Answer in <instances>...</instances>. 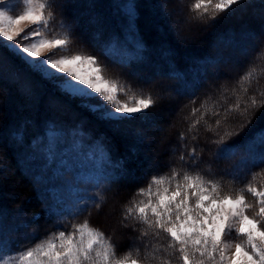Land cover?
<instances>
[{"label":"snow or ice","instance_id":"6c2138e0","mask_svg":"<svg viewBox=\"0 0 264 264\" xmlns=\"http://www.w3.org/2000/svg\"><path fill=\"white\" fill-rule=\"evenodd\" d=\"M20 2L0 0V49L3 50L0 59L6 55L19 60L27 78H39L70 98L78 99L82 108L117 130L134 120L147 121L151 115L149 109L156 106L157 100L163 102V94L154 98L141 91L138 95L132 85L107 76L106 50L102 49L99 55L70 51L77 36L65 10L74 6L73 0H22L24 8L17 11ZM243 6L245 0H194L190 12L196 15L185 22L194 21L198 27L212 26L210 22H217L220 14H234L242 11ZM120 7L126 11L128 28L138 34L134 27L138 4L129 0ZM92 22H96L95 17ZM25 24L31 31L25 29ZM57 24L62 30L59 33ZM96 35L98 38L99 33ZM135 50L134 59L120 67L146 60L147 47L142 37L137 39ZM253 59L264 60V46ZM252 67L249 63L244 78L250 76ZM219 88L225 90L224 85ZM202 108L204 103L194 108L192 115L201 112V118L208 116ZM261 110H264V90L250 92L245 88L232 104L213 107L214 119L210 123L205 120L203 128L211 134L207 139L218 146L217 161L229 160L243 149L245 158L237 171L247 169L251 179L242 178L238 187L224 191L217 180L204 173L201 165L208 162L201 159L196 147L182 152L179 168L170 165L167 172L152 175L146 187L137 189L121 211L120 232L132 237L126 250L120 249L112 236L94 227L87 218L75 223L85 213L90 215L93 208L102 206L100 195L90 193L128 174L124 161H113L108 145L99 140L100 162L97 164L96 154L91 153L88 159L92 168L87 174L68 167L61 168L60 175L51 173L52 194L53 190H66L57 192L58 198L53 196L49 206V217L57 221L56 230L36 246L20 249L16 264H264V182L258 180L264 177V129L251 141L227 143L251 125L257 113L264 115ZM200 123V119L193 121L189 132ZM60 136L53 122L47 144L53 164ZM180 139H186L184 133ZM69 176L71 180L67 179ZM232 180L235 183L236 177ZM3 219L0 214V261L14 244L3 227Z\"/></svg>","mask_w":264,"mask_h":264},{"label":"trees","instance_id":"16d2710c","mask_svg":"<svg viewBox=\"0 0 264 264\" xmlns=\"http://www.w3.org/2000/svg\"><path fill=\"white\" fill-rule=\"evenodd\" d=\"M120 1L126 2L79 0L83 6L79 7L83 19L89 16L92 18L95 13L103 16L107 25L103 21L104 24L100 26L102 29L109 26L114 30L111 39L98 37L96 40V34L92 38L82 33L83 28L80 26L83 19L74 20L71 14L78 8L77 1L73 2V7L65 10V16L72 22L77 36L72 44L74 48L78 47L76 50L99 54L102 45L113 44L110 53L107 52L109 58L106 59L112 62L111 57L117 54L115 47L120 44L122 36L127 35L124 31L130 30L126 12L117 9ZM135 2L138 4V19L134 27L138 29V34L130 30L128 35L135 36V41L142 37L147 47L146 60L127 67L128 73L119 68L117 63L110 65L113 64L123 72L121 82L132 85L138 95L142 91L143 95L151 94L155 98L159 93L171 91L172 95L166 98L165 105L177 108L181 121L170 130L169 137H166V142L156 154L149 155L153 147L139 145L138 141L131 140L130 147L121 142L126 134L130 139L138 137L134 131L137 128L135 121L126 124H131V127L125 130L123 139L119 141L115 137L114 127L111 131L109 123L98 120L92 112L82 108L76 99L63 95L50 83L39 78H27L19 60L6 55L0 59V214L4 217L3 227L8 231V238L14 242L8 256L19 255L20 249L36 246L56 230L57 221L49 217V206L53 196L58 198L57 192L66 190H53L52 194L50 175L52 172L60 175L63 167L78 169L81 174H87L92 168V161L88 159L91 153L96 154V163L100 162L97 148L99 140H104L108 145L113 161H124L128 174L90 193L100 195L102 206L99 209L93 208L90 215L85 213L75 223L87 218L94 227L112 236L120 249L126 250L132 243L131 236L120 232L121 211L137 189L146 187L152 175L167 172L170 165L179 168L182 152L186 153L196 147L197 154L208 162L201 165L204 173L217 180L224 191L238 187L242 178L251 179L247 169L237 171V166L245 158L243 149L229 160L217 161L215 151L218 146L207 139L211 134L204 132L203 128L205 120L210 123L214 119L211 115L213 107L232 104L238 96L243 95L245 88H249L250 92L264 90V60L253 59L257 50L264 46V0H245L242 11L222 13L217 22H210L212 26L207 27H198L194 21L185 22L196 15L190 12L194 0ZM93 4L95 7L91 6ZM92 28L88 25L86 30ZM191 34L194 38L188 39ZM2 54L3 50L0 49ZM249 63L253 64L251 74L244 78ZM149 64L157 67L162 82L145 84L136 78H144L149 74V67H146ZM220 85H224L225 90H221ZM54 99L65 105L59 106ZM51 100L53 104L49 103ZM192 100H195V104ZM201 103H204L201 111L209 113L204 118H201V112L192 115V110L199 108ZM197 119L201 120L200 125L189 132V125ZM53 122L56 130L61 133L54 164L53 157L47 151L48 143H44L45 130L52 128ZM197 128L200 129L198 133ZM262 129L264 115L257 113L252 124L241 131L239 136L227 140V143L243 144L245 140L251 141ZM119 132L121 134L123 130ZM181 133H184L185 140L180 139ZM17 135L21 138L17 139ZM232 177H236L235 183ZM67 179L71 180L72 177ZM258 180L264 182V177ZM12 188L15 194H8L9 197L3 195V192L7 195L8 189Z\"/></svg>","mask_w":264,"mask_h":264},{"label":"rangeland","instance_id":"374dc122","mask_svg":"<svg viewBox=\"0 0 264 264\" xmlns=\"http://www.w3.org/2000/svg\"><path fill=\"white\" fill-rule=\"evenodd\" d=\"M123 1H126V2H121L120 1L118 3V5L121 6V5L126 4V3L129 2V0H123ZM160 1L164 2V0H160ZM172 1H175V0H172ZM73 2H76V4H77L76 7H78V8L74 9V13H71L70 10L68 12L73 14L74 20H75V18L76 19L77 18L78 19L79 18L83 19V15H82L83 13H81L80 10H79V7H81L82 5H80L79 0H74ZM170 3H171L170 5L173 4V2H171V1H170ZM23 8H24V5H23V2L21 0V2L17 5V11H22ZM96 9H98V8H96ZM117 9H119V10L121 9L122 11H125L122 7H118ZM94 16L96 18V22L95 23L92 22ZM94 16L92 18L90 16L89 17H84L85 20L83 19L82 25L80 26V27L83 28L82 33L84 35L86 33V36L88 35V36H91V37L93 35L99 33V37H102L103 39H106V38L107 39H109V38L111 39L110 35L114 32V30L111 27H109V26L104 27L102 29L100 25L104 24V23L107 25V21L103 20L102 19L103 16H101V15H99L97 13H95ZM103 21H104V23H103ZM88 25L89 26H93V28L90 31L86 30V27ZM24 27H25V29L27 31H31V28L29 27V25L25 24ZM97 28L99 30H96ZM61 31L62 30L57 26L56 27V32L59 33ZM129 31L130 30L124 31V34H127V35L122 36V38L120 39V44H118V46L115 47V50L117 51V54L116 53L113 54V56L111 57V60H112L111 63H113V61H115V63L120 65L122 63H125L126 61H129V59L134 57V55L136 54V50H135L136 41L133 39V38H135V36L128 35ZM193 34H191L187 38L188 39L194 38ZM95 38L97 40V36ZM111 45H113V44L109 45L108 43H105V45H102L100 47V49L101 50L104 49V50H106L107 52L110 53ZM76 49H78V47L76 46V48H74L73 45H72L71 48H70V51L76 52V51H78ZM91 49L94 50L93 47ZM97 49H99V48H97ZM86 52L90 53L89 51H86ZM94 53L99 55L101 53V51L99 52V54L97 52H94ZM105 62L108 64V70L106 72V75L109 76L110 78H117V79L121 78V75H123L122 74L123 72L119 68L125 70V72L128 73V71H127L128 69H126L124 67H119L118 66L119 68H117L113 64L110 65L111 63L108 62L107 60ZM141 65H142V63H141ZM146 67H149L148 71H147L149 74L145 75L144 78H139L138 76L136 78H138L141 82H143L144 80H149L151 84L155 83V81L162 82V78H161L162 76L157 73V70H156L157 67L156 66H152V64H151L150 66H146ZM145 69H147V68H145ZM129 72H130V70H129ZM4 81L6 82L5 79H4ZM16 83L19 84V81H16ZM55 90H57L58 92L62 93L57 88H55ZM24 91L23 92L21 91L22 95H25ZM168 91L169 90H167V92H164V93H159V94H163V97H164L163 102L160 103L161 101L157 100L156 106L153 107L152 109H149V113L151 115H150V117H149V119L147 121L134 120L135 124H136L135 126L137 127L136 130H134V131L139 133V135L137 134L138 137H136V138L132 137L130 139L129 135L126 134V137L124 138V140L121 141L125 146H129L130 147V145L132 144L131 140H133V141H138L137 143H139V145L143 144V145H147L149 148L153 147V149L151 148L149 150V155L150 154L151 155L156 154L159 151V148L166 142L167 138L169 137L170 130L172 128H174L175 124H177L178 121L179 122L181 121V118H179V115H180V112H178L179 110L177 108H172L170 105L169 106L165 105L167 103L166 98L168 99L172 95L171 91H169V92ZM62 94L66 95L64 93H62ZM76 100L80 103V101L78 99H76ZM52 102H53V100L49 101L50 104H53ZM54 102L57 103L59 106H64L65 105L64 103L58 102L55 99H54ZM67 107H69V106H67ZM109 125H110L109 129L111 131H113V127L114 126L111 125V124H109ZM130 125L127 126L126 124H122V125H120L119 130L116 129V133L114 131V133L116 134L115 137L117 138V140H119L120 138L123 139L122 136L124 135L125 130H128L131 127ZM140 127H143V128H140ZM161 128L163 129V131L160 130ZM133 129H135V128H133ZM121 130H123V132L121 134H119L120 133L119 131H121ZM155 131H157V132H155ZM48 132H49V129H46L45 130V141H44V143H46V142L48 143ZM49 135L51 136L53 134L50 133ZM60 141H61V139L59 137V139L57 140V145H58V143ZM7 177L9 178V175ZM15 193H16V191L12 188V189H8L7 195H5L4 192H3V195L9 197L11 194H15ZM0 194H1V192H0ZM8 194H9V196H8ZM8 255L9 254H7L4 257L3 261H0V264H4V261H7V264H16V261H17L19 255H16V256H8Z\"/></svg>","mask_w":264,"mask_h":264}]
</instances>
